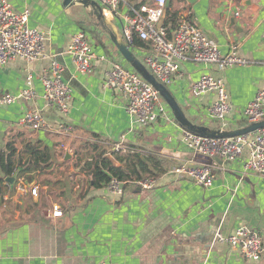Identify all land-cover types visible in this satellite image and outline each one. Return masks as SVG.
<instances>
[{
  "label": "crops",
  "instance_id": "0c3cea01",
  "mask_svg": "<svg viewBox=\"0 0 264 264\" xmlns=\"http://www.w3.org/2000/svg\"><path fill=\"white\" fill-rule=\"evenodd\" d=\"M5 1L17 13L30 11L29 26L44 33L46 46L44 57L35 63L18 59L0 66V156L12 138L19 152L27 143L41 142L52 160L48 171L31 182L24 176L17 192L5 196L0 206V264H264V254L259 262H252L215 239L218 232L229 237L241 225H248L261 233L264 245V177L246 171L243 160L218 157L207 165L214 175L210 188L175 173L180 165H206L184 143L186 132L192 131L180 125L163 99L169 121L161 117L147 127L132 126L124 102L107 87L113 61L132 69L108 35L125 39L129 8L124 6L119 15L106 17L107 26L94 7L77 4L69 8L63 0ZM150 2L129 0L136 7ZM168 11L180 21L187 18L197 25L218 44L223 56L235 46L248 60L245 66L229 68L219 63H184L182 75L167 89L187 119L208 131L248 126L244 110L264 89V0H169L166 15ZM81 31L89 35L99 58L91 74L81 73L66 53L72 37ZM131 50L144 60L143 52ZM54 60L72 89L67 116L43 98L42 78ZM205 74L226 81L232 108L225 125L212 118L213 95L192 93ZM28 76L37 98L2 105V96H16L26 89ZM31 109L41 111L45 118L46 125L38 132L21 125ZM61 124L70 131H60ZM104 142L124 149L135 146L144 155L158 154L166 160L167 172L150 190L130 184L123 186L124 195H117L109 187L92 188L84 165L95 156L91 145ZM78 147L83 148V155L72 153ZM33 188L38 189L37 196L31 193ZM54 205L61 207L62 217H52Z\"/></svg>",
  "mask_w": 264,
  "mask_h": 264
},
{
  "label": "built area",
  "instance_id": "2783aa9c",
  "mask_svg": "<svg viewBox=\"0 0 264 264\" xmlns=\"http://www.w3.org/2000/svg\"><path fill=\"white\" fill-rule=\"evenodd\" d=\"M96 1L107 18L119 15L120 9L124 6L129 8L128 25L124 27L126 42L132 48L135 34L144 41L152 42L151 51L143 52L144 63L150 73L165 87L171 86L174 78L182 75L184 63L203 65L219 63L224 68L248 64V60L238 54L235 46L228 55L223 56L218 44L187 18H183L178 27L170 31L163 24L168 0H151L149 5L140 8L129 4V0ZM29 21V10L17 13L7 1L0 0V66H6L18 59L35 63L44 57L46 46L44 33L31 28ZM66 53L72 58L77 69L84 74H91L95 62L99 59L94 53L89 35L83 31L72 37ZM42 83L44 100L50 107L67 116L71 109L72 89L64 80L63 69L57 61L51 62L49 70L43 75ZM26 85V89L19 95L2 96L1 104L7 106L21 101H34L37 93L31 76L26 78ZM106 85L124 102L132 119V126L147 127L157 123L161 117L170 120L167 105L162 101L159 92L139 73L125 67L119 61L112 62L107 73ZM192 93L196 97L213 95L212 118L225 125L232 106L224 78L205 74L194 84ZM243 116L248 125L264 120V89L258 91L255 99L244 110ZM21 125L38 132L44 128L46 122L41 111L31 109L24 115ZM59 130L69 132L70 127L61 124ZM184 143L197 158L218 157L230 162L243 160L246 171L264 177V129L230 138H208L186 132ZM115 148L120 149V145ZM174 171L188 176L194 183L204 188H210L214 183V175L207 165L184 164L175 167ZM135 185L150 190L154 187L155 180L149 178ZM123 186L122 182L112 181L108 187L114 194L124 195ZM31 193L37 196L38 189L33 188ZM62 216L61 207L54 205L52 217ZM215 239L219 243H227L238 249L245 259L252 262H259L264 254L261 233L248 225H241L229 237L218 232Z\"/></svg>",
  "mask_w": 264,
  "mask_h": 264
},
{
  "label": "trees",
  "instance_id": "16d2710c",
  "mask_svg": "<svg viewBox=\"0 0 264 264\" xmlns=\"http://www.w3.org/2000/svg\"><path fill=\"white\" fill-rule=\"evenodd\" d=\"M165 16L164 26L170 31L175 30L180 23L178 15L168 11ZM151 48L152 42L144 41L136 34L134 35L133 50L149 53ZM141 62L145 65L144 60ZM245 124L248 125V122L246 121ZM95 137L99 138L97 142H101L100 137ZM91 148L95 151V156L86 161L83 171L86 173L89 180L88 184L92 188L108 187L112 181L122 182L126 187L149 178L156 180L167 172L164 158L155 153L144 155L135 146L116 149L115 146L111 147L104 142L102 146L96 143L91 145ZM51 160L50 150L47 147L43 148L41 142L27 143L23 151L19 152L14 139L9 138L6 150L0 156V206L5 201L6 195H13L17 192L19 179L28 176L31 182L37 174L49 170ZM19 169L18 181L12 190L6 182V178L14 176Z\"/></svg>",
  "mask_w": 264,
  "mask_h": 264
},
{
  "label": "water",
  "instance_id": "95a60500",
  "mask_svg": "<svg viewBox=\"0 0 264 264\" xmlns=\"http://www.w3.org/2000/svg\"><path fill=\"white\" fill-rule=\"evenodd\" d=\"M63 4L65 7H73L77 4L84 6L85 8L94 7L97 9V17L102 22V25H110L108 19L104 16L102 7L96 0H63ZM169 7V0L167 1V8ZM104 27V26H103ZM108 35L111 37L114 45L119 50L120 54L124 58V60L131 66L133 70L139 73L148 83H150L161 95L164 101L167 103L171 111L173 112L175 119L182 125L186 127L190 131L198 134L201 137L208 138H230L240 135H246L250 133H255L260 129H264V120L252 125H248L242 129H238L236 131H208L207 128L195 125L190 120L187 119L183 110L180 108L176 99L171 95L167 87L162 85L158 80L150 73V71L146 68V66L138 60L132 50L131 47L127 44L124 38L119 39L117 36H113L112 33L108 32ZM199 162L210 165L213 160L209 157L198 156ZM20 169L15 173L14 176L6 178V182L10 185L11 189L15 188V184L18 181Z\"/></svg>",
  "mask_w": 264,
  "mask_h": 264
},
{
  "label": "rangeland",
  "instance_id": "374dc122",
  "mask_svg": "<svg viewBox=\"0 0 264 264\" xmlns=\"http://www.w3.org/2000/svg\"><path fill=\"white\" fill-rule=\"evenodd\" d=\"M120 147H122V146H120ZM79 148V150L77 149V148H73L72 149V153L74 154V155H83V153H84V151H82V147H78ZM71 153V152H70ZM81 159V158H80Z\"/></svg>",
  "mask_w": 264,
  "mask_h": 264
}]
</instances>
